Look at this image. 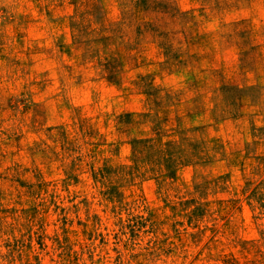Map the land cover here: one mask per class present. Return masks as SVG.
<instances>
[{"label": "clouds", "instance_id": "9594fccd", "mask_svg": "<svg viewBox=\"0 0 264 264\" xmlns=\"http://www.w3.org/2000/svg\"><path fill=\"white\" fill-rule=\"evenodd\" d=\"M0 264H264V0H0Z\"/></svg>", "mask_w": 264, "mask_h": 264}, {"label": "rangeland", "instance_id": "374dc122", "mask_svg": "<svg viewBox=\"0 0 264 264\" xmlns=\"http://www.w3.org/2000/svg\"><path fill=\"white\" fill-rule=\"evenodd\" d=\"M146 193H149L150 192V188L148 186L147 183H145V186H144V189H143ZM171 211V210H170ZM190 222V221H189Z\"/></svg>", "mask_w": 264, "mask_h": 264}]
</instances>
